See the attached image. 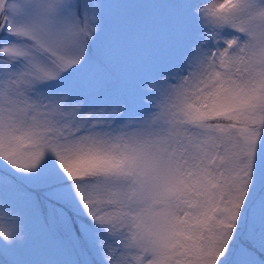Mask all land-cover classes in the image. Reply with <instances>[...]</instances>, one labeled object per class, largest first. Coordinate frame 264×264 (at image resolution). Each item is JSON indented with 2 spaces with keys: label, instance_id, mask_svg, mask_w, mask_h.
<instances>
[{
  "label": "snow or ice",
  "instance_id": "6c2138e0",
  "mask_svg": "<svg viewBox=\"0 0 264 264\" xmlns=\"http://www.w3.org/2000/svg\"><path fill=\"white\" fill-rule=\"evenodd\" d=\"M0 264H264V0H0Z\"/></svg>",
  "mask_w": 264,
  "mask_h": 264
}]
</instances>
